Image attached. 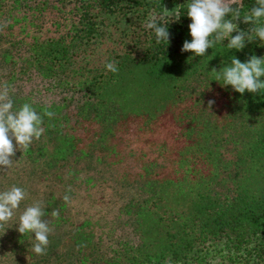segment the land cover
Wrapping results in <instances>:
<instances>
[{"label": "trees", "instance_id": "trees-1", "mask_svg": "<svg viewBox=\"0 0 264 264\" xmlns=\"http://www.w3.org/2000/svg\"><path fill=\"white\" fill-rule=\"evenodd\" d=\"M188 2L0 0V85L14 86V108L55 113L12 159L42 158L41 175L49 166L71 179L72 194L46 198L45 216L67 214L63 197L82 188L115 201L96 221L108 227L99 236L73 225L89 253L77 244L58 254L64 264H264V91L240 94L210 74L232 57H264V44L235 50L225 39L204 57L182 52L192 39ZM255 3L231 6L244 15ZM150 14L167 26L168 44H156ZM112 61L117 73L105 67Z\"/></svg>", "mask_w": 264, "mask_h": 264}, {"label": "clouds", "instance_id": "clouds-1", "mask_svg": "<svg viewBox=\"0 0 264 264\" xmlns=\"http://www.w3.org/2000/svg\"><path fill=\"white\" fill-rule=\"evenodd\" d=\"M234 0H189L186 15L191 19L189 25L191 41H184L181 51L192 52L195 56L204 57L209 48L229 40L228 49L242 50L245 41L255 38L264 44V0H256L250 13L241 15L239 7H232ZM165 12H168L165 9ZM231 17V18H228ZM243 17L245 24H251L248 32L240 31L235 21ZM180 15L177 14V19ZM162 19V18H161ZM158 17L150 14L146 27L153 30L156 44L169 43L170 34L167 26L157 22ZM236 32L235 36L232 33ZM112 73L118 72L117 62L112 61L105 65ZM215 81H223V86H231L234 91L244 94L260 93L264 91V57L251 56L247 62H241L232 57L231 64L223 67L219 72L213 69L210 73ZM14 86L6 82L0 85V171H8L13 167L12 159L17 150L26 152L33 140H40L45 132L44 116L52 119L55 113L45 108L43 115L39 114L31 103H24L14 108L12 93ZM215 104L208 101L209 110ZM15 141V144L13 143ZM28 197L27 191L16 185L5 191H0V230L13 220L21 203ZM66 204L71 202L68 195L63 197ZM44 203L35 200L19 215L18 232L21 235L34 234L35 243L32 251L37 255L46 254L49 245V234L52 232L50 221L45 219ZM52 218H59V210L51 212ZM165 264H170L165 261Z\"/></svg>", "mask_w": 264, "mask_h": 264}, {"label": "rangeland", "instance_id": "rangeland-1", "mask_svg": "<svg viewBox=\"0 0 264 264\" xmlns=\"http://www.w3.org/2000/svg\"><path fill=\"white\" fill-rule=\"evenodd\" d=\"M239 1L234 0V3ZM165 9L168 12H165ZM164 12L169 17H176L177 6L166 3ZM166 137L170 142L169 135ZM40 160L39 163L35 164L31 162H14L13 167L7 172L0 171V191H5L16 185L24 188L28 193V197L21 203L20 209L17 210L13 220L7 224L10 231L0 230V239L5 237L6 242V244H3V241H0V264H42V255H37L32 251V245L35 243L34 234L28 233L23 236L17 230L19 215L35 200H42L44 203L50 194L55 196L65 193L72 194L70 190L72 184H70L71 179H69L68 174L63 170H59L58 175H54L53 170L48 166L49 169H45L46 174L41 175L39 171L37 172L40 167L44 166L42 158ZM114 202L108 198L102 200L99 196L87 193L82 188L74 192L69 205L70 211L67 214H59L58 219L52 218L51 215L45 216L44 218L50 221V227L53 229L49 234V245L47 247L53 254L45 260V264H62L63 262L58 258V254L61 256L63 253L75 252L77 244L84 247L85 242L79 235H75L73 225L76 227L82 222L86 223L84 231L90 237H97L102 233V230L106 231L108 227L102 222L104 221L102 218L112 216L111 210L114 209ZM95 215L98 218L94 217ZM97 220H102L99 221V226L96 223ZM85 251L89 253L88 250L85 249ZM32 260L35 263H32ZM70 264L76 263L71 262Z\"/></svg>", "mask_w": 264, "mask_h": 264}]
</instances>
